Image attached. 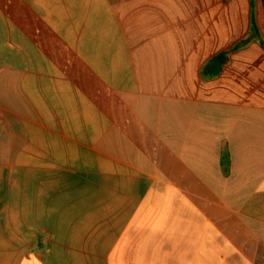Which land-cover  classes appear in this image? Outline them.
<instances>
[{
	"label": "crops",
	"instance_id": "1",
	"mask_svg": "<svg viewBox=\"0 0 264 264\" xmlns=\"http://www.w3.org/2000/svg\"><path fill=\"white\" fill-rule=\"evenodd\" d=\"M0 264H264L261 0H0Z\"/></svg>",
	"mask_w": 264,
	"mask_h": 264
},
{
	"label": "trees",
	"instance_id": "2",
	"mask_svg": "<svg viewBox=\"0 0 264 264\" xmlns=\"http://www.w3.org/2000/svg\"><path fill=\"white\" fill-rule=\"evenodd\" d=\"M262 6H264V0H261ZM228 61L227 53H221L217 57H215L211 62L209 67V72L214 75L217 74L221 67L226 64Z\"/></svg>",
	"mask_w": 264,
	"mask_h": 264
}]
</instances>
